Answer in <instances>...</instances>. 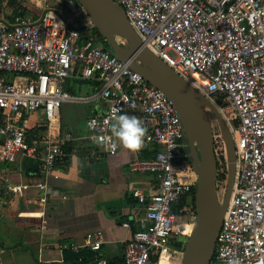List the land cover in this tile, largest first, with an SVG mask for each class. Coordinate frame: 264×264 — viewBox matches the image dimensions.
I'll use <instances>...</instances> for the list:
<instances>
[{
  "label": "built area",
  "instance_id": "2783aa9c",
  "mask_svg": "<svg viewBox=\"0 0 264 264\" xmlns=\"http://www.w3.org/2000/svg\"><path fill=\"white\" fill-rule=\"evenodd\" d=\"M110 1L124 11L142 48L196 89L230 132L234 184L209 264H264V0ZM10 6L13 14L8 15ZM103 44L83 9L71 2L63 12L49 10L32 19L24 8L0 0V162L13 163L22 153L35 156L40 141L33 139L29 149L25 142L27 117L38 111L51 127L63 104L104 102V114L88 118L85 128L88 139L110 156L118 153L111 132L116 116L137 117L146 135L136 152L152 156L134 159L129 170L153 176L157 190L147 199L133 193L146 204L145 218L125 242L121 264H159L170 243L184 244L192 228L195 215L187 216L186 210L198 176L172 102ZM72 77L99 88L89 96L72 95L63 90ZM212 131L217 168L220 154L227 167L216 121ZM43 144L44 176L57 178L62 146ZM36 188L44 191L46 184ZM181 201L185 207L178 215L173 208ZM102 243V234L96 233L84 248L97 253ZM80 249L59 246L62 252ZM78 264L86 263L80 258ZM94 264L115 263L101 259Z\"/></svg>",
  "mask_w": 264,
  "mask_h": 264
},
{
  "label": "crops",
  "instance_id": "0c3cea01",
  "mask_svg": "<svg viewBox=\"0 0 264 264\" xmlns=\"http://www.w3.org/2000/svg\"><path fill=\"white\" fill-rule=\"evenodd\" d=\"M23 7L32 19L41 16ZM6 14H13L11 6ZM98 88L96 82L77 77L63 85L75 96H89ZM105 109L104 102L63 104L51 127L42 111L27 117L25 147L31 148L33 139H38V151L35 156L19 154L10 164L0 162V264H69L59 246L75 244L80 251L87 250L85 242L96 233L102 234L103 243L95 254L113 263L121 261L125 242L145 218L146 204L133 193L147 199L156 192L157 182L151 175L129 170L134 159L150 158L151 152L138 155L119 144L118 153L110 156L88 139L85 121L103 115ZM43 140L62 146L57 178L44 176ZM42 182L44 191L36 188ZM179 244L183 243H170L168 264L181 259L182 251L175 247Z\"/></svg>",
  "mask_w": 264,
  "mask_h": 264
},
{
  "label": "water",
  "instance_id": "95a60500",
  "mask_svg": "<svg viewBox=\"0 0 264 264\" xmlns=\"http://www.w3.org/2000/svg\"><path fill=\"white\" fill-rule=\"evenodd\" d=\"M92 22L120 62L159 89L175 107L187 145L188 159L198 176L194 189V222L180 264H209L215 250L223 215L235 176V152L230 132L214 107L142 43L124 11L110 0H73ZM212 121L218 123L227 154V182L223 200L216 191L218 174L214 155ZM3 139H0V144Z\"/></svg>",
  "mask_w": 264,
  "mask_h": 264
},
{
  "label": "rangeland",
  "instance_id": "374dc122",
  "mask_svg": "<svg viewBox=\"0 0 264 264\" xmlns=\"http://www.w3.org/2000/svg\"><path fill=\"white\" fill-rule=\"evenodd\" d=\"M71 2L74 7L79 6L77 3L74 1L70 0H26L25 3L21 0H14V6L19 7V8H24L23 6H27L30 11V13H37L39 15L44 14L45 12L52 10V11H60L63 12L65 10V4H69ZM25 4V5H24ZM26 7V8H27ZM31 9V10H30ZM38 15V16H39ZM218 153H221V147L218 146L216 147ZM223 153V152H222ZM218 174H219V179L218 182L216 183V191L218 194V198L220 201L223 200L224 192H225V187H226V182H227V167L224 163L223 157L220 154V161L218 163ZM189 208L186 210L187 216L193 215V209H192V201H189L188 203ZM187 239H184V242H186ZM172 255L170 254H164L161 258L160 264H168L171 261ZM181 259L177 260V264H180Z\"/></svg>",
  "mask_w": 264,
  "mask_h": 264
},
{
  "label": "clouds",
  "instance_id": "9594fccd",
  "mask_svg": "<svg viewBox=\"0 0 264 264\" xmlns=\"http://www.w3.org/2000/svg\"><path fill=\"white\" fill-rule=\"evenodd\" d=\"M111 132L119 144L127 150L136 152L143 147L146 129L137 117L117 115L112 123Z\"/></svg>",
  "mask_w": 264,
  "mask_h": 264
},
{
  "label": "trees",
  "instance_id": "16d2710c",
  "mask_svg": "<svg viewBox=\"0 0 264 264\" xmlns=\"http://www.w3.org/2000/svg\"><path fill=\"white\" fill-rule=\"evenodd\" d=\"M97 32V31H96ZM98 33V32H97ZM99 34V33H98ZM103 40V39H102ZM103 48L109 52V49L107 47V44L105 43L104 41V44H103ZM191 201H192V209H193V213H194V191L191 192ZM185 207V201H181L179 206L177 207H174L173 210L178 214V215H181L180 213V210L184 209ZM189 208V207H188ZM184 244H179V245H175V247L177 248H180L181 251L184 250ZM64 258H65V262L69 263V264H78V260L80 258L83 259L84 263L86 264H94L96 262V260H101L103 259L102 257H98L94 252H91L89 250H81L79 251L78 253L74 254L72 253L71 251H65V255H64ZM115 264H121V261H117V262H114Z\"/></svg>",
  "mask_w": 264,
  "mask_h": 264
},
{
  "label": "bare ground",
  "instance_id": "6f19581e",
  "mask_svg": "<svg viewBox=\"0 0 264 264\" xmlns=\"http://www.w3.org/2000/svg\"><path fill=\"white\" fill-rule=\"evenodd\" d=\"M219 200H220V199H219ZM163 254H169V255H170L171 253H170L169 251H166V252H164ZM163 254H162V255H163ZM160 262H161V261H160Z\"/></svg>",
  "mask_w": 264,
  "mask_h": 264
},
{
  "label": "flooded vegetation",
  "instance_id": "af4514ba",
  "mask_svg": "<svg viewBox=\"0 0 264 264\" xmlns=\"http://www.w3.org/2000/svg\"><path fill=\"white\" fill-rule=\"evenodd\" d=\"M219 177H220L219 174H217V180H216V183L218 182Z\"/></svg>",
  "mask_w": 264,
  "mask_h": 264
}]
</instances>
